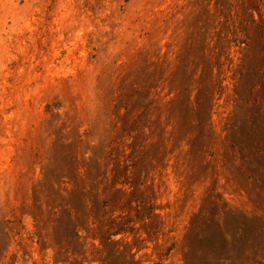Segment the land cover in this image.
Masks as SVG:
<instances>
[{"label": "rangeland", "instance_id": "rangeland-1", "mask_svg": "<svg viewBox=\"0 0 264 264\" xmlns=\"http://www.w3.org/2000/svg\"><path fill=\"white\" fill-rule=\"evenodd\" d=\"M0 264H264V0H0Z\"/></svg>", "mask_w": 264, "mask_h": 264}]
</instances>
